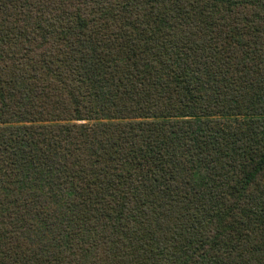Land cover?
Returning a JSON list of instances; mask_svg holds the SVG:
<instances>
[{
    "label": "trees",
    "instance_id": "obj_1",
    "mask_svg": "<svg viewBox=\"0 0 264 264\" xmlns=\"http://www.w3.org/2000/svg\"><path fill=\"white\" fill-rule=\"evenodd\" d=\"M0 264H264V0H0Z\"/></svg>",
    "mask_w": 264,
    "mask_h": 264
},
{
    "label": "rangeland",
    "instance_id": "obj_2",
    "mask_svg": "<svg viewBox=\"0 0 264 264\" xmlns=\"http://www.w3.org/2000/svg\"><path fill=\"white\" fill-rule=\"evenodd\" d=\"M45 201H46L47 206L49 207V210H48L49 218H47V230H45L46 234L44 235L50 239L52 236L50 228L55 227L60 223L59 219L61 218L64 212V208H63V204L61 203L60 194L58 195L55 194L54 196H50L47 194L45 197ZM32 231H33L32 233L35 236L40 234V232L39 233L37 232L36 228H33Z\"/></svg>",
    "mask_w": 264,
    "mask_h": 264
}]
</instances>
